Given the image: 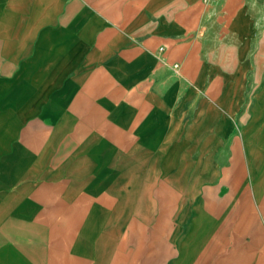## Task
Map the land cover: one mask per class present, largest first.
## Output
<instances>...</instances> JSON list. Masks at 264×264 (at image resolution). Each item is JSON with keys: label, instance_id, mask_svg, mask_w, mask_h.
<instances>
[{"label": "crops", "instance_id": "0c3cea01", "mask_svg": "<svg viewBox=\"0 0 264 264\" xmlns=\"http://www.w3.org/2000/svg\"><path fill=\"white\" fill-rule=\"evenodd\" d=\"M0 264H264V0H0Z\"/></svg>", "mask_w": 264, "mask_h": 264}]
</instances>
